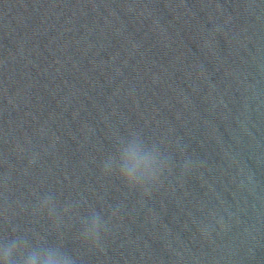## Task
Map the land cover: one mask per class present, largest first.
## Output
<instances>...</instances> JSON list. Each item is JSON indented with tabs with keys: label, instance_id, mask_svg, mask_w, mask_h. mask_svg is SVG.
Masks as SVG:
<instances>
[{
	"label": "water",
	"instance_id": "water-1",
	"mask_svg": "<svg viewBox=\"0 0 264 264\" xmlns=\"http://www.w3.org/2000/svg\"><path fill=\"white\" fill-rule=\"evenodd\" d=\"M129 129L174 161L149 192L101 169ZM46 192L102 211L101 246L34 212ZM13 226L77 264H264V0H0V236Z\"/></svg>",
	"mask_w": 264,
	"mask_h": 264
},
{
	"label": "clouds",
	"instance_id": "clouds-1",
	"mask_svg": "<svg viewBox=\"0 0 264 264\" xmlns=\"http://www.w3.org/2000/svg\"><path fill=\"white\" fill-rule=\"evenodd\" d=\"M177 147L184 156L180 162L182 172L195 167L196 160L184 155L181 146ZM173 164L170 154L158 142L129 129L126 135L114 134L113 150L104 156L101 169L105 174L119 175L130 186L149 192L151 186L161 182L165 172H171ZM34 212L46 214L57 229L65 223V216L74 218L79 225V237L97 247L101 246L102 236L109 229L102 211L89 208L81 214L71 202L58 207L56 197L50 192L39 196ZM0 264H77V260L62 245L13 226L6 235L0 236Z\"/></svg>",
	"mask_w": 264,
	"mask_h": 264
}]
</instances>
